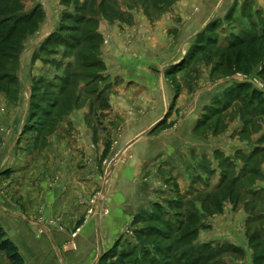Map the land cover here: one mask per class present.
<instances>
[{
    "label": "rangeland",
    "instance_id": "1",
    "mask_svg": "<svg viewBox=\"0 0 264 264\" xmlns=\"http://www.w3.org/2000/svg\"><path fill=\"white\" fill-rule=\"evenodd\" d=\"M201 1L0 0V181L10 147L35 151L62 129L97 180L81 223L109 222L93 264H236L248 254L199 241L227 222L256 234L250 249L264 256V0L213 14ZM129 115H164L152 136L191 132L178 136V167L153 163L167 178L159 192L122 221L110 191L132 158L120 143ZM34 222L46 235L60 220ZM0 264H11L3 252Z\"/></svg>",
    "mask_w": 264,
    "mask_h": 264
},
{
    "label": "crops",
    "instance_id": "2",
    "mask_svg": "<svg viewBox=\"0 0 264 264\" xmlns=\"http://www.w3.org/2000/svg\"><path fill=\"white\" fill-rule=\"evenodd\" d=\"M224 1L203 0L201 4L206 12L213 14ZM204 14L203 10L200 15ZM151 96L152 100L158 98L157 93ZM163 116L129 115L128 119L124 118V134L120 136V143H124V156L130 154L132 158L126 164H121L116 175H113L110 191L114 200V217H120L122 221L132 210H137L144 201L152 198L150 196L154 193L155 185L167 179L164 173L161 176L152 166L158 156L162 155V160L173 169L178 167L176 155L181 157L185 153V147L178 136L190 137L189 123L186 127L176 129L178 133L167 130L160 135H150ZM79 124L78 121L74 122L75 127ZM63 133L59 128L54 139L35 151L33 148L29 150V147H10L7 192L2 189V184L6 182L0 181V224L26 264H93L96 246L102 247L105 244L108 221L99 229L93 221H80L87 211L85 200L95 191L97 180L87 162L79 160L78 146L64 143ZM174 149L177 152L171 155ZM42 215L58 217L59 227L55 223L48 224V233L39 235L34 221ZM79 221L81 230L78 235L72 236ZM241 226L245 229V225ZM212 227L200 234L199 241L229 244L248 254L236 264H255V252L250 249V241L238 233L239 226L234 230V224L227 222L225 227ZM210 234L215 237L207 239ZM231 234L232 239L222 238Z\"/></svg>",
    "mask_w": 264,
    "mask_h": 264
},
{
    "label": "trees",
    "instance_id": "3",
    "mask_svg": "<svg viewBox=\"0 0 264 264\" xmlns=\"http://www.w3.org/2000/svg\"><path fill=\"white\" fill-rule=\"evenodd\" d=\"M24 24H25V22H24ZM13 29H14L13 30L14 34L10 35V31L8 32V40H13L14 35H16L17 29L16 28H13ZM19 34H21V33H19ZM255 98L258 99L257 96H255ZM256 239H257L256 234L251 235L250 241H252V244L254 241H257ZM256 244H258V243H256ZM255 247H257V245H255ZM234 251H237V249H235ZM0 252L5 253L6 258L10 261L11 264H26L23 257L21 256L18 248L7 237V234L1 225H0ZM263 258H264L263 255H256L255 261H257V262L263 261Z\"/></svg>",
    "mask_w": 264,
    "mask_h": 264
},
{
    "label": "built area",
    "instance_id": "4",
    "mask_svg": "<svg viewBox=\"0 0 264 264\" xmlns=\"http://www.w3.org/2000/svg\"><path fill=\"white\" fill-rule=\"evenodd\" d=\"M91 213V212H90ZM43 232H45V229L44 230H42Z\"/></svg>",
    "mask_w": 264,
    "mask_h": 264
}]
</instances>
